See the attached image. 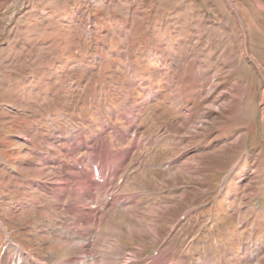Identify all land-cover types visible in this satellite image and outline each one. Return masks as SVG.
Here are the masks:
<instances>
[{
    "label": "rangeland",
    "instance_id": "rangeland-1",
    "mask_svg": "<svg viewBox=\"0 0 264 264\" xmlns=\"http://www.w3.org/2000/svg\"><path fill=\"white\" fill-rule=\"evenodd\" d=\"M155 251L264 264V0H0V264Z\"/></svg>",
    "mask_w": 264,
    "mask_h": 264
},
{
    "label": "bare ground",
    "instance_id": "bare-ground-1",
    "mask_svg": "<svg viewBox=\"0 0 264 264\" xmlns=\"http://www.w3.org/2000/svg\"><path fill=\"white\" fill-rule=\"evenodd\" d=\"M96 141V140H95ZM82 143H81V141L79 140V141H77V142H75V144H74V146H77L78 148L80 147V148H83L82 146H84V147H86L85 146V144L84 145H81ZM138 146V145H137ZM139 147V146H138ZM103 149H104V153L106 152V150H105V148L103 147ZM126 149H128V148H126ZM130 150V149H129ZM108 152V151H107ZM125 152V151H124ZM103 153V154H104ZM112 155H114V154H112ZM107 157V156H106ZM125 157L126 156H124V158H121V156L120 155H117V156H115V157H113V158H111L110 160H109V162L107 163V165H103V166H100V172H109L110 173V171H113V175H114V180H116L115 178H116V176L117 175H115V174H117V172L118 171H116V170H118L119 169V171H120V169H121V167L124 165V163H125ZM105 159V158H104ZM86 161V164H90L91 162H93V161H95L94 159H93V157H92V155H89V158L88 159H86L85 160ZM97 162V161H96ZM101 162V161H100ZM99 164H101V163H99ZM83 168V167H82ZM84 169V168H83ZM85 170H87V169H85ZM81 171H82V169H81ZM83 172V171H82ZM92 172V171H91ZM84 174V173H83ZM92 175H93V173H92ZM84 176V175H83ZM87 176V175H86ZM77 182H78V185H79V187L80 186H83V187H85L83 190H79V192H78V202L79 203H86L87 201H89V202H91V203H95L96 202V200H97V194H96V192H94V191H92V188H91V186H89L88 184L87 185H84V181L82 180V178L81 177H79L78 175H77ZM86 181V180H85ZM76 182V181H75ZM91 182V181H90ZM76 184V183H75ZM99 184V183H98ZM91 185V184H90ZM100 185V184H99ZM98 185V186H99ZM90 187V188H89ZM93 187H94V185H93ZM102 187H104V185L102 186ZM77 189V188H76ZM91 189V190H90ZM95 190V189H94ZM77 193V192H76ZM77 195V194H76ZM122 197V196H121ZM123 199H125V198H123ZM127 200H128V198H127ZM118 203V201L117 200H115V199H113V200H111V202H108L107 204H106V206H115L116 207V205L115 204H117ZM128 203H131V201L130 202H128ZM87 204V203H86ZM86 204H82V206H81V208L79 209V214H78V216H79V221H80V223L81 222H83V223H85V225H86V227H84V228H82V229H80V230H77L76 228L75 229H69V232L70 233H72L74 236H76V237H79V238H84L85 236H91L92 235V233H94L93 232V225H97L98 227H100V225L103 223V216L105 215V213L104 212H101V213H98L97 214V216H96V219H94L95 221H93V219H92V217H93V213H94V210H93V208H91L90 206H88V205H86ZM128 206H129V208H128V210L129 211H131V212H133L132 211V208L133 207H130V204H128ZM127 206V207H128ZM133 206V205H132ZM135 206V205H134ZM126 207V208H127ZM122 208H123V206H122ZM105 212H106V210H105ZM151 212V211H150ZM147 217V216H146ZM75 219V218H74ZM77 223H79V222H77ZM100 230V229H99ZM211 249V248H210ZM82 250V249H81ZM89 250V249H88ZM82 252H83V250H82ZM82 255V260L84 261V258L86 257V256H84L83 254H81ZM88 256V255H87ZM210 258L207 260V264H228L227 263V260L224 258V259H220V261L219 262H211L210 260L212 259V256L210 255L209 256ZM249 257V256H248ZM247 257V258H248ZM110 258V257H109ZM109 258L108 257H104V258H102L101 260H100V262H101V264H109V262H110V260H109ZM250 259V258H249ZM79 260V259H78ZM77 260V261H78ZM170 260H171V252H167V253H165V252H163V253H161V254H158L156 257H151V259L149 260V262L147 263V264H167L168 262H170ZM202 262V261H201ZM236 263L237 264H240V262H238V261H236ZM71 264H77L76 262H75V260H73L72 261V263ZM79 264V263H78ZM117 264V263H116ZM128 264V263H127ZM172 264H177L176 262H173ZM187 264V263H186ZM201 264H204V263H201Z\"/></svg>",
    "mask_w": 264,
    "mask_h": 264
}]
</instances>
